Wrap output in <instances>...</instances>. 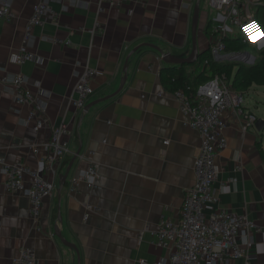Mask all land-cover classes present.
<instances>
[{"label": "crops", "instance_id": "obj_1", "mask_svg": "<svg viewBox=\"0 0 264 264\" xmlns=\"http://www.w3.org/2000/svg\"><path fill=\"white\" fill-rule=\"evenodd\" d=\"M12 1L15 18L0 22V156L26 163L54 180L57 188L45 199L38 224L30 200L22 192L6 188L0 168V264H13L24 246L35 251L37 264H79V259L80 264H138L141 259L149 263L169 259L170 249L159 246L151 231L162 215L180 219L186 191L195 183L194 163L201 136L180 111L175 96L162 85L160 71L166 65L160 53L146 46L133 54L126 84L115 97L89 111L77 110L70 103L77 97L74 88L79 63L88 62L99 70L92 82L95 92L90 103L119 88L127 56L143 43L188 57L197 0H115L120 5L114 6L109 0H76L77 4L64 9L55 2L54 8L60 11L58 22L48 17L43 26L37 27L31 47L44 62L23 65L11 64L10 54L23 44L26 24L40 0ZM200 6L197 43L203 53L223 35L216 34L218 12L208 0H201ZM239 8L241 17L247 20L264 11V0H242ZM210 18L214 29L208 32ZM96 19L101 26L93 36ZM54 35L71 44L57 45L42 39ZM226 56L219 61L229 62L231 58ZM17 73L40 81L51 95L47 121L39 131L24 123L31 106L16 104L11 84L1 81L3 76ZM162 89L166 91L158 95ZM259 92V86H252L244 95L245 105L226 114L229 146L217 158L221 172L214 185L220 191L222 183L235 178L230 191L220 194L218 205L253 220L256 245L252 251L257 247L261 251L253 264H264V132L255 126L248 130L242 127L248 113L264 120V108L260 106L264 101L260 104L254 96ZM63 123L72 132L71 152L52 172L46 163L45 144L53 127ZM91 150L101 164L98 185L91 189L80 180L77 190L72 191L71 181L88 167ZM73 158L64 184L62 176ZM24 179L28 184L31 175L25 174ZM86 204L101 211L85 220ZM57 227L77 249L62 242L56 235ZM233 264H244V260Z\"/></svg>", "mask_w": 264, "mask_h": 264}, {"label": "built area", "instance_id": "obj_2", "mask_svg": "<svg viewBox=\"0 0 264 264\" xmlns=\"http://www.w3.org/2000/svg\"><path fill=\"white\" fill-rule=\"evenodd\" d=\"M104 1V0H101ZM114 5H120L115 0H109ZM137 2L139 0H125ZM211 8L218 13L216 18V31L223 36L228 34L239 35L240 43L255 42L264 45V30L255 19L249 17L244 20L240 15L239 5L242 0H208ZM61 3L62 9L77 4L76 0H40L29 18L23 44L16 52L10 54L9 62L23 65L33 61L39 64L44 58L31 50L36 40L35 29L45 24L46 19L52 18L58 22L60 11L53 3ZM102 11V7L99 6ZM15 12L12 0H0V22L12 21ZM101 26L96 19L91 30L96 35ZM237 28V32H235ZM42 39L52 44L70 45V40L59 36H42ZM227 45L223 40L214 43L210 48L209 57L200 60V67H208L211 61L219 60L222 56L227 59L238 58L250 65L256 62L253 54L244 51H226ZM249 65V64H248ZM75 72L77 83L75 92L77 97L71 100V106L77 110H84L94 94L93 79L99 70L88 62L78 64ZM2 69V68H0ZM4 85L11 84L14 101L18 105H29L31 111L24 121L25 125L32 124L34 131L42 129L47 121L46 110L50 93L38 80H30L24 73L12 76H3ZM31 86L34 88L32 89ZM162 89L158 95L164 94ZM179 102L180 111L187 117L191 127L196 129L201 136L199 154L194 163L195 183L188 188L181 206V217L174 221L162 215L157 227L151 231L159 246L170 249L169 259L149 263L141 259L138 264H233L244 260V264H253L260 254V248L254 241V222L247 214H239L219 207L220 194L229 192L231 183L235 178L221 185L220 191L214 188L219 179L221 166L217 162L229 146L225 130L228 126L226 114L229 110L242 108L244 94L232 89L231 81L225 74H217L201 83L195 93H188L184 89L171 92ZM248 120L242 127L243 130L254 128L257 116L248 113ZM72 132L67 124L63 123L53 127L52 135L45 144L48 152L46 163L48 170L54 172L55 165L62 162L71 152ZM88 167L82 174L71 181L72 191L77 190L80 180L86 182L91 189L96 188L100 179L101 164L96 158V152L91 150L87 155ZM0 168L6 179V188L11 192H22L31 203L32 215L35 222L40 224L44 213L46 198L56 192L54 180L43 176L39 171L32 170L24 162H10L0 156ZM29 173L31 180L27 184L24 175ZM87 220L92 213H99L98 207L85 205ZM41 227V226H40ZM13 264H37L35 251L27 246L22 247L13 259Z\"/></svg>", "mask_w": 264, "mask_h": 264}, {"label": "trees", "instance_id": "obj_3", "mask_svg": "<svg viewBox=\"0 0 264 264\" xmlns=\"http://www.w3.org/2000/svg\"><path fill=\"white\" fill-rule=\"evenodd\" d=\"M256 20L264 30V11L255 16ZM213 19L210 18L207 31L211 32ZM215 32H213L214 34ZM218 34V32H216ZM239 35L229 37L225 35L222 40L226 43V51H255V45L252 42L238 44ZM210 55V50L203 52L194 65L192 71H188L186 65H174L173 67L162 68L160 77L162 85L170 92L178 89H184L189 94L195 93L198 86L217 74H225L231 81L232 89L246 94L252 86H264V51L257 62L252 65L245 63L228 64L223 61H211L208 67H200L199 62ZM237 69L234 72V67Z\"/></svg>", "mask_w": 264, "mask_h": 264}, {"label": "water", "instance_id": "obj_4", "mask_svg": "<svg viewBox=\"0 0 264 264\" xmlns=\"http://www.w3.org/2000/svg\"><path fill=\"white\" fill-rule=\"evenodd\" d=\"M200 4H201V0H197L195 7H194L193 27H192V44H193V46H192V52L190 53V55L188 57L175 56V55L171 54L170 52L164 51V49L161 46L155 45L152 43H143V44L135 47L127 56L126 63L124 65V76L121 79V84H120L119 88L112 94H109L107 96H104L100 99H97V100H94V101L88 103L85 107V110L89 111L90 108H92L94 105H96L102 101H106L108 99H111L112 97H115L119 92L122 91V89L124 88V86L126 84L127 77H128V66H129L130 58L133 56V54L139 52L143 47H146V46L152 47L160 53L161 58H162L164 64L166 65L163 68H167V67H171V66L173 67L174 65H179V64L180 65H186V66L195 64L197 62V60L199 59L200 55L202 54L199 51V46L197 43V34H198V25H199L200 7H201ZM254 126L259 132H264V120L263 119L257 118ZM75 159L76 158H73V160L70 162V164L67 168V171L62 176V181L64 184L66 183V181L70 175V172L72 170ZM58 217H59V219H61L60 208H59ZM56 235L62 240V242L64 244L77 249L75 245L68 242L63 237L62 232L58 227L56 228ZM79 264H80V259H79Z\"/></svg>", "mask_w": 264, "mask_h": 264}, {"label": "rangeland", "instance_id": "obj_5", "mask_svg": "<svg viewBox=\"0 0 264 264\" xmlns=\"http://www.w3.org/2000/svg\"><path fill=\"white\" fill-rule=\"evenodd\" d=\"M252 43L255 45V51L254 52L244 51V52H248L247 54H249V53L254 54L255 57L257 58L256 59V62H257L259 60V58L261 57L263 51H264V45L261 46V45L255 43V42H252ZM227 63L228 64L245 63V64H249L250 65L252 62L246 63V62L243 61V59L238 57V58L230 59V61L227 62ZM193 67H194L193 64L192 65H188L187 70L188 71H192ZM236 69H237V66L234 67V72H235ZM259 90H260V92L258 94H254V96H255V98L259 99L260 104H261V102L264 101V86H259ZM243 105H245V104H243ZM260 106H262V108H264V104L260 105Z\"/></svg>", "mask_w": 264, "mask_h": 264}]
</instances>
